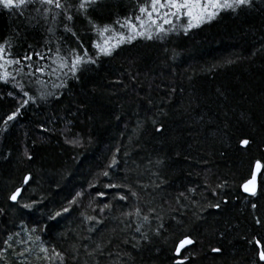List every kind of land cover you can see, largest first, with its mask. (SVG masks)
Masks as SVG:
<instances>
[{
    "label": "trees",
    "instance_id": "16d2710c",
    "mask_svg": "<svg viewBox=\"0 0 264 264\" xmlns=\"http://www.w3.org/2000/svg\"><path fill=\"white\" fill-rule=\"evenodd\" d=\"M108 2L112 11L98 18L101 25L129 15L142 0ZM14 22L18 23L15 16L0 12V38L9 37ZM76 27L89 49L92 40L101 39L86 31V21ZM48 38L43 29L29 28L26 43L45 51L56 46V37L46 46ZM17 50L25 49L18 45ZM174 52L179 53L175 59ZM8 90L0 86V117L16 104ZM53 91L59 99L49 97L29 106L7 132H0V208L6 213L0 215V248L9 233L20 231L21 221L29 227L39 221L43 233L62 245L66 262L74 264L72 251L64 248V233L71 240L75 230L82 229L81 220H73L81 213L106 218L109 212L92 211L97 201L90 206L96 191H106L103 202L112 201L116 214L129 206L142 207L149 198H157L167 212L160 235L151 234L136 247L131 241L117 244L129 264H175V246L185 233L196 241L186 249L190 258L186 264H253L255 250L248 240L253 236L264 240V227L254 223L257 217L264 220V195L246 199L241 185L254 162L264 160L261 0L238 14L224 13L186 36L124 44L79 81ZM245 137L253 141L247 149L239 144ZM75 140L79 144H73ZM113 154L118 166L110 170V178L100 176ZM27 174L32 179L22 196L40 197L50 207L68 206L77 191L84 195L67 217L56 221L23 209L11 213L8 196L23 185ZM109 180L131 186L139 199L113 201L117 190L103 188ZM90 182L98 187L89 188ZM259 183L264 185V178ZM217 184L226 186L221 190ZM216 202L220 209L208 206ZM190 203H195L194 209H181ZM214 246L222 253H213ZM12 251L4 253L0 264H20L24 259L27 264H44L33 260V252L17 259Z\"/></svg>",
    "mask_w": 264,
    "mask_h": 264
},
{
    "label": "snow or ice",
    "instance_id": "6c2138e0",
    "mask_svg": "<svg viewBox=\"0 0 264 264\" xmlns=\"http://www.w3.org/2000/svg\"><path fill=\"white\" fill-rule=\"evenodd\" d=\"M257 0H142L138 2L136 8L123 18L118 17L114 24H99L98 18L106 12L112 11V6L108 0H0V12H7L9 15L16 17L18 23H15V30L10 33L9 37L0 38V86L10 88L7 96L16 102L14 110L0 117L3 127L0 132H7L9 126L16 122L25 109L31 105L37 104L39 101H46L49 97L56 96L55 91L58 89H66L69 81H79L81 75L90 70L92 66L97 65L101 58L112 57L117 49L124 44H132L136 40L160 41L167 40L175 34L188 35L193 29L200 28L205 24L216 21L224 13L238 14L244 9H251L255 6ZM264 3V0H261ZM87 22L86 31L94 32L101 39L92 40L91 49L87 47L81 33L77 30V23L83 24ZM118 26V28H117ZM43 29V32L49 34V38L45 41V45L53 43L52 37H56V46L46 47L45 51L37 50L33 44H27V30ZM60 33L57 36V33ZM21 36L24 39L21 40ZM74 41V42H73ZM25 49L18 51L17 47ZM92 49L95 51L93 52ZM179 53H173V59ZM232 62V61H230ZM155 123V121H154ZM155 131H162L156 128ZM251 137L241 138L239 144L242 148L247 149L252 143ZM73 144H79V140L72 141ZM119 151V150H117ZM28 159H31L29 156ZM158 163H163L159 161ZM118 166V160L113 154L111 162L106 169L100 173V176L110 178V170ZM264 178V160L257 159L252 166L250 178L246 179L242 185V192L245 198H258L264 195L261 188L264 185L259 183ZM32 179L31 174H27L23 178V185L16 187L8 196L11 202L10 206L27 210L28 212L37 209L38 205L44 203L43 199L31 200V202L22 203V193ZM99 180V177L97 178ZM126 179V177H125ZM226 184H217L218 189H223ZM98 183H89V188H97ZM106 190H117L112 194V200L127 202L130 197L139 199V194L134 191L131 186L123 182H109L103 184ZM124 190L121 192L120 190ZM189 191H194L190 189ZM84 195L83 191H77L68 206L55 212L47 213L48 221H56L64 214L72 210V206L78 205L79 198ZM109 195L106 191H96L95 196L90 201L98 202V206L92 209L93 212L105 214L112 210V201L103 202L105 197ZM213 195H217L213 192ZM180 196L185 197L184 193ZM251 202V201H250ZM227 203V201H225ZM211 208L220 209L219 202L210 203ZM252 209H257L258 205L251 202ZM154 213V209L149 210ZM5 210L0 208V215H5ZM86 222H94L100 225L104 222L103 216L98 218L96 215H85ZM124 219L121 223H125L127 228H133L134 232L140 233L143 240L149 239L148 235L142 231V227L150 221V215L144 214L143 210L136 206L133 210L121 213ZM199 219V217H197ZM254 223L257 226L264 227V220L255 218ZM162 228L163 225H159ZM20 231L9 233L7 238L3 240V248H0V259L8 249H12L20 257L26 258L32 251L31 245L39 243V252L43 254V259L49 264L58 261L64 264V254L51 250L44 245L41 235L38 233L45 229L41 227L40 222H34L29 227L23 221L19 225ZM97 229L89 227V232ZM21 233L27 239H19ZM159 235V230L155 233ZM34 237V238H33ZM124 243H128L127 240ZM196 243L191 235H185L183 239L175 246V264H186L190 262V258L183 256L184 250H190V246ZM255 250V259L253 264H264V240L258 236H253L248 240ZM137 241L133 244L136 247ZM14 245L19 246L17 251ZM104 245L98 243L94 251L102 254ZM211 251L215 254H221L223 249L214 246ZM92 255V253H88ZM20 264H27V260H21Z\"/></svg>",
    "mask_w": 264,
    "mask_h": 264
},
{
    "label": "rangeland",
    "instance_id": "374dc122",
    "mask_svg": "<svg viewBox=\"0 0 264 264\" xmlns=\"http://www.w3.org/2000/svg\"><path fill=\"white\" fill-rule=\"evenodd\" d=\"M31 200H33V197H31L30 195H24L22 196L21 202L27 203V202H31ZM35 200H40V197L35 198ZM193 204L195 205V203H190L188 205L187 204L182 205L181 209L186 210L187 207L194 209ZM142 205L144 206L140 208L143 210V213L150 215V221L148 224L143 225L142 231L148 235L149 239L151 238L150 235L151 234L155 235L157 230H159V235H160V229L162 228H159L158 226L161 224L163 225L164 219L167 217V212L164 210L161 204L158 203L157 198H149ZM9 208L11 210V213L13 212L15 213V210L19 209L18 206L16 207L9 206ZM60 209L62 208L56 207L54 205L50 207L44 201L43 204L37 206V209L34 210V212L40 213L45 218H47L48 212H55ZM133 209H130V206H129L127 209H124L123 212L133 210ZM150 209H154L155 210L154 213H151L149 211ZM113 211H114V207H112V210L109 212V215L106 218H103L104 222L100 225H95L94 222H91V223L86 222L84 220V216H80V215H78L77 218L73 219L75 222L81 220L80 223H81V226H83L81 230H75L74 235L71 237V240L70 238H68V234L64 233L65 238H67V243L65 244L64 248L66 249L67 247H69V249L72 251L70 256L74 264L75 263L76 264H129V261L125 260L126 256L119 253L120 247L117 244L120 242L124 243L125 240L131 241L132 243H136L137 241H139V243H142L145 240L141 238L140 233L134 232L133 229L135 225H133V228L131 229L127 228L125 223H121V221L124 219L121 213L116 214ZM68 214L69 212L64 214L63 216L67 217ZM62 217L58 218L57 220H60ZM98 218H101V217H98ZM175 221L176 223L179 222V220L176 217H175ZM71 223H69V225H71ZM90 226L96 228L97 230L94 232H89L88 228ZM43 232L44 231L38 234L41 235L44 245L47 246L50 250L52 248H55L56 251L63 253L62 251L64 250H62L61 249L62 247H60L62 245H60L59 243H55L54 239L49 238V235L47 233L46 235ZM55 237L57 238V235H55ZM21 238L27 239V237L24 236L23 233H21V237H16L17 240ZM183 238L181 237V239ZM98 243L104 245L102 249V254L98 251H94ZM178 243H179V240H177V244ZM31 249H32L31 252H33L32 254L34 255L33 260H37V262L38 260H40L41 263L49 264L48 261L43 259V254L39 252V243L32 244ZM16 250L20 251L22 249H20L19 246H17ZM11 253L16 254V252L14 251H12ZM88 253H92V255H89ZM186 253L187 251L184 250L182 252V255L186 256ZM16 256H17V259L20 257L18 255ZM65 256L66 255L64 254V258ZM174 258L176 259L175 254H174ZM54 264H59V262L55 261ZM64 264H68L66 260L64 261Z\"/></svg>",
    "mask_w": 264,
    "mask_h": 264
}]
</instances>
